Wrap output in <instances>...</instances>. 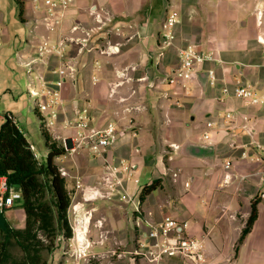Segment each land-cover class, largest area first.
Returning a JSON list of instances; mask_svg holds the SVG:
<instances>
[{"label":"crops","instance_id":"crops-1","mask_svg":"<svg viewBox=\"0 0 264 264\" xmlns=\"http://www.w3.org/2000/svg\"><path fill=\"white\" fill-rule=\"evenodd\" d=\"M168 12L177 13L178 23L173 46L164 48L159 33ZM60 38L66 42L65 57L40 58L42 42L55 44ZM186 45L212 52L222 62L200 64L185 86L170 85L177 47ZM62 64L70 66L62 88L64 106L49 133L61 146L68 141L70 149L55 162L67 173L75 199L82 194L88 202L95 190L105 193L108 186L99 182L113 166L130 169L121 178L131 195V228L115 214L97 219L110 225L111 238L140 237L146 220L170 217L187 223L188 236L205 239L210 264H264V199L259 195L264 103L250 105L233 95L244 84L264 100V0H74L58 32L46 28L44 12L31 0H0V127L5 114H12L40 160L49 149L42 124L38 128L30 116L33 110L42 114L29 103V91L60 80ZM209 72L213 84L210 77L204 80ZM121 73L129 80L112 93L123 80L117 76ZM225 87L230 95L223 93ZM85 111L92 128H117L113 145L97 154L73 147L70 140L75 129L67 120ZM38 129L45 142L40 152L31 142ZM189 145L212 146L213 156H191ZM148 168L153 169L149 183L137 186L136 174ZM156 180L157 188L141 201L143 188ZM254 202L258 217L239 242ZM138 203L140 212L135 211ZM123 204L113 205L126 209ZM18 212L25 219L21 201L4 213L8 224Z\"/></svg>","mask_w":264,"mask_h":264},{"label":"built area","instance_id":"built-area-1","mask_svg":"<svg viewBox=\"0 0 264 264\" xmlns=\"http://www.w3.org/2000/svg\"><path fill=\"white\" fill-rule=\"evenodd\" d=\"M35 7L44 12L45 25L50 32H58L63 20L66 18L67 11L73 5L74 0H31ZM178 23V15L175 12H168L161 24L159 38L161 45L164 48H170L175 40V28ZM75 29V28H74ZM40 58L48 55H56L63 59L66 54V42L60 38L55 44L49 41H43L38 48ZM178 64L172 69L171 74L167 77V82L170 85L182 84L190 82L196 76V69L200 64L205 62L221 63L222 61L212 52L203 53L193 45L177 47ZM65 67V68H64ZM67 69L70 66L63 65L59 67L57 73L61 79L55 84H43L41 90H30L31 98L35 99L36 107L42 114V122L44 128L50 132L56 126L60 112L64 106L62 98V88L64 87L67 77ZM122 81L116 82L111 88L112 93L115 89L122 86L129 80L127 73L117 75ZM210 82L215 81L213 72H209ZM225 95H230L229 88L223 89ZM233 95L247 102L250 105L263 104L264 100L258 95L256 90L251 86L239 84L234 88ZM231 118V115L227 116ZM67 126L75 129L71 141L74 146L85 147L93 153H100L103 149L113 145L117 128L113 124H109L103 129H95L91 127V119L87 111L83 114H78L74 120H67ZM212 123H208V127H212ZM208 136L206 135V138ZM63 147L68 151V141L63 142ZM74 149V148H73ZM230 163L225 165L229 169ZM99 186H108L105 193L95 190L93 196L85 198L86 200H94L96 198L106 199L120 194V199L128 198V194L123 189V180L121 172H128V167L118 168L113 166ZM61 174L66 177L67 173L60 170ZM82 183L77 182V189H82ZM260 197L264 199V182L260 191ZM22 200V194L8 186L5 177L0 178V214H4L8 209L14 207ZM135 211L140 212V203L135 205ZM85 225L86 219L79 224ZM146 232L143 233L138 240L137 248L132 252L134 256L140 257L150 264H163L166 261L174 260L177 264H210L205 254V239L191 237L186 234L187 223H179L177 220L167 217L159 222H151L146 220ZM75 228L74 235L67 240L64 247L63 255L66 257L65 264H91L92 242L88 239L87 232L84 227ZM113 255L118 257L117 251Z\"/></svg>","mask_w":264,"mask_h":264},{"label":"trees","instance_id":"trees-1","mask_svg":"<svg viewBox=\"0 0 264 264\" xmlns=\"http://www.w3.org/2000/svg\"><path fill=\"white\" fill-rule=\"evenodd\" d=\"M41 127L49 149L45 160L38 159L12 114H5L0 127V178L5 177L10 188L21 192L25 212L23 227L7 223L6 230H0V264H48L45 252H53L59 237L70 239L73 234L68 212L74 192L55 162L66 150L44 128L43 122ZM157 186L158 180L146 185L140 200ZM257 217L254 202L239 242L250 232Z\"/></svg>","mask_w":264,"mask_h":264},{"label":"rangeland","instance_id":"rangeland-1","mask_svg":"<svg viewBox=\"0 0 264 264\" xmlns=\"http://www.w3.org/2000/svg\"><path fill=\"white\" fill-rule=\"evenodd\" d=\"M29 103L31 105L35 104L36 106L34 98L30 99ZM30 116L33 119L34 123H36V126L39 128L42 124V117H40L35 110L30 113ZM31 142L36 144L38 152H40L41 149L44 150V137L39 131V129L37 136L32 138ZM152 176L153 169H141L139 173H137L135 176L136 179H138L139 181L137 186H143L146 183H149V180ZM129 185L131 187V181ZM119 199L120 194L116 193L114 196L106 199L103 198L98 202H94V200L86 202L83 199L82 194L76 199L75 195L73 194L72 206L68 212L69 223L73 233L72 237L74 235L75 228L80 227V225H87V236L88 239H90V241L92 242V247L90 249L91 254L95 255V257H92L91 264H127V260H130L131 262H133V264H140V262L143 260L142 258L134 256L132 254V252L137 248L138 240L141 237L131 239L130 236L129 238L123 240H115L111 238L108 234L110 225L106 223L103 218L97 221L98 217L102 215L110 217L111 215L115 214L120 219V221H122L123 224L125 223L129 228H131V195H128V198H123L124 200ZM117 201H120V203H124L123 205H126V209L121 208L118 205H113ZM80 202L85 203L83 207L82 205H78ZM96 202L98 203L97 206L99 207V212H97ZM14 209H16V207ZM84 218L86 219L85 225L84 223L79 224L81 221H84ZM24 222V218L20 216L19 212L12 218V221H10L13 227L18 228L23 227ZM67 240L68 239L64 237H59L56 240L53 252L51 254L45 252L44 257L48 261V264H65L66 257L63 255V252ZM115 251H117L120 257L113 255V252ZM166 262H164L163 264H166Z\"/></svg>","mask_w":264,"mask_h":264},{"label":"water","instance_id":"water-1","mask_svg":"<svg viewBox=\"0 0 264 264\" xmlns=\"http://www.w3.org/2000/svg\"><path fill=\"white\" fill-rule=\"evenodd\" d=\"M208 79L205 78L206 81ZM202 81V78L200 79ZM213 147L212 146H197V145H189L187 147V152L191 156L198 158H210L213 156ZM7 228V220L4 214H0V230H6Z\"/></svg>","mask_w":264,"mask_h":264},{"label":"bare ground","instance_id":"bare-ground-1","mask_svg":"<svg viewBox=\"0 0 264 264\" xmlns=\"http://www.w3.org/2000/svg\"><path fill=\"white\" fill-rule=\"evenodd\" d=\"M87 228H88L87 225H85V227H84L85 233L88 232Z\"/></svg>","mask_w":264,"mask_h":264}]
</instances>
